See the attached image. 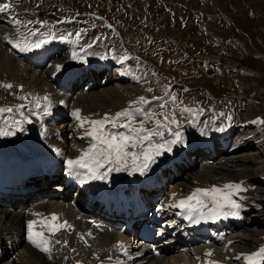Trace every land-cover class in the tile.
I'll return each instance as SVG.
<instances>
[{"label":"bare ground","instance_id":"obj_1","mask_svg":"<svg viewBox=\"0 0 264 264\" xmlns=\"http://www.w3.org/2000/svg\"><path fill=\"white\" fill-rule=\"evenodd\" d=\"M16 2L17 0L11 1V8L0 12V64L5 67L6 72L13 73L14 78L25 75L24 78L29 84L42 92H48L52 82L43 66L46 61L55 57L56 51L64 49L61 44L56 43L45 52H32L35 60L30 56H24V60L21 56L17 59L18 52L9 47L15 44L21 33L20 25L13 23V19L21 14L20 5ZM10 24L16 26V29L12 30ZM96 37L98 39V36ZM102 56L97 54L86 58L79 68L71 70L68 75L59 76L66 93L61 97L54 95V105L47 107L50 114H44V110L42 112V123L38 131L46 140L44 144L37 143L29 132L24 134L23 139L20 137L22 140L14 141L19 144L0 141V144H7L0 145V264H6L4 259L9 257L14 258L9 264H248L246 255L264 248V230H260V227L264 226V220L261 222L264 216V198L257 197V193L248 195L246 190L242 191L233 196V199L241 204V208L233 210L225 207L219 219L208 218L207 213L212 205L207 198L205 200L208 207L201 209L205 213L203 217L197 213L189 219L187 211L174 206L196 188H211L213 185L222 187L228 183L243 182L244 189L257 186L258 191L260 190V186L248 179V170L238 174L236 170L233 176L226 172L233 171L227 167L239 166L242 162L254 164L256 161L253 155L239 154V151L248 149L244 144L247 134L243 131L238 132L236 136L233 133L237 131L225 134L222 138L224 147L216 148L213 157L200 160L196 158L193 162L201 161L200 170L197 168L198 164H191L186 155L193 147L189 143L171 147V151L155 158L154 162L143 170V174L138 170L142 162L137 159L135 162L139 163L134 166L127 157H124L120 164H105V167L100 169L102 173L107 172L104 179H90L87 169H77L74 172L69 170L66 161L79 157L95 143L92 137L85 134L90 125L85 123L81 127L80 121L73 115L75 107L79 105L84 107L86 112L103 114L108 107L112 108V111H122L129 107L134 108L135 104L140 103L137 95L142 93V84L135 73L138 70L136 64L126 63L120 56L115 59L108 56L104 59ZM28 58L37 63L30 69L22 64H30L26 60ZM113 64L117 65L115 77H112L111 72ZM84 75L89 76L86 84L80 89L77 83L72 85L73 79H81ZM113 83L116 85L113 86ZM69 85L72 91L77 92H69ZM82 107L79 109L81 118L97 120L96 114L85 115ZM29 113H33V109H30ZM214 125L212 123L211 128ZM208 133L204 144L206 147H213L214 143L221 139ZM33 138L34 141H31ZM171 138L173 139V136ZM141 140L143 141L142 137ZM130 158L133 159L132 155ZM204 162L214 167H208ZM214 169L218 177L210 175ZM76 172L79 175H76ZM55 174L69 180V184L75 183L92 206H78L72 203V197L69 195L58 197L39 184L40 178L47 181L50 175ZM236 174L241 177H236ZM261 181L258 179L264 190ZM33 187L35 189L29 191ZM93 209L96 211L94 214ZM232 211H238L239 215L229 214L224 217V212ZM37 212L41 213L42 217L34 215ZM148 212L168 225L167 229L178 240L173 241L171 236L160 233L150 238L144 227L137 233L139 228L133 224ZM52 214L58 217L55 223L67 221L71 227H65L54 234L45 230L49 247L52 249L49 254L29 241L27 224L29 220H37L36 227L40 230L39 221L44 217L51 220ZM255 214L257 217H253ZM181 217H185L184 223L186 218L189 219L191 231L183 229ZM233 220L237 223H232ZM153 227L154 224L150 226ZM242 230L246 232L237 234ZM143 233L146 235L142 236ZM56 244L63 246L67 252L68 259L64 263H61L62 257L55 248ZM120 245L124 247L121 248ZM180 248L184 250L180 252ZM190 251L192 254L189 255ZM181 255L185 257L184 260ZM165 258H168V262Z\"/></svg>","mask_w":264,"mask_h":264},{"label":"rangeland","instance_id":"obj_2","mask_svg":"<svg viewBox=\"0 0 264 264\" xmlns=\"http://www.w3.org/2000/svg\"><path fill=\"white\" fill-rule=\"evenodd\" d=\"M11 1L0 0V4ZM16 4L20 5L21 11L18 19L24 23L19 27L21 33L14 45L20 41L23 43L19 47L13 44L9 47L18 52L17 59L21 56L24 60V56H30L34 60L32 52H45L56 43L61 44L64 50L56 51L55 57L43 66L52 82L48 92L29 84L25 75L14 78L13 73L6 72L0 64V109H12L0 111V130L14 133L0 136V141L19 144L14 141L22 140L29 132L37 143H45L38 131L43 107H52L54 95L61 97L66 93L59 76L68 75L88 58L97 54L102 56L103 49L111 45L107 49L110 55L103 54L104 59L105 56L114 58L111 56L116 53L121 54L126 63L140 61L136 63L139 72L135 73L142 84V93L137 96L144 97L147 102L129 109L135 113L131 126L140 128L143 122V128L150 130L152 135L145 139L148 131L132 133L128 128L112 127L111 124L105 126L106 135L133 136L125 151L136 152V157L143 162L142 153L150 147L152 149L148 152L152 153L154 160L164 155L166 150L163 149L159 155L156 154L157 145L172 140V133L176 131L180 132L182 140L171 145L172 148L180 144H199L207 132L221 138L233 131H237L233 133L235 136L243 131L247 134L244 144L251 148L250 151L241 150L239 154L253 155L256 161L254 164L242 162L239 166L227 167L233 171L226 172L233 176L236 170L237 174L248 170V179L260 186V190L257 186L247 188V194L257 193V197L264 198V190L258 182L260 179L264 184V123L260 122L264 120V0H17ZM28 20L33 23L26 24ZM10 27L16 29L13 24ZM91 31L97 32L93 34ZM77 32H80L79 39ZM37 40H49L51 43H44L39 48L31 47ZM25 44L29 46L28 50H25ZM114 48L120 51H113ZM26 60L30 64L22 63L25 68L30 69L37 64L30 58ZM57 65L61 66L59 70ZM112 68L113 73L117 71L116 64ZM88 81L89 76L84 75L81 79H73L72 85L77 83L80 89ZM8 84L12 87L4 86ZM67 89L71 93L77 92L72 91L70 85ZM81 107L78 105L75 110ZM30 109L33 113H29ZM137 109L140 111L136 112ZM120 111H112L108 107L103 114H96L84 109V114H96L97 119H102L105 114L114 116ZM173 120L176 123H172ZM126 121L128 118L125 117L118 123ZM212 123L215 125L211 128ZM214 145L217 148L222 144L215 142ZM127 158L134 163L130 155ZM196 164L200 170L201 161ZM203 164L214 167L208 162ZM237 174L236 177H241ZM210 175L218 177L215 169ZM263 220L264 216L261 222ZM260 228L264 230V226ZM245 232L242 230L237 234ZM55 248L61 254V263L67 261L63 246L56 244ZM181 256L184 260L185 257ZM13 260L4 259V263L9 264Z\"/></svg>","mask_w":264,"mask_h":264},{"label":"snow or ice","instance_id":"obj_3","mask_svg":"<svg viewBox=\"0 0 264 264\" xmlns=\"http://www.w3.org/2000/svg\"><path fill=\"white\" fill-rule=\"evenodd\" d=\"M11 8V4H0V12L8 11ZM13 23L15 25H21L22 22L18 18L13 19ZM33 21L28 20L26 24H32ZM25 24V26H26ZM33 35H36L35 32L32 33ZM77 39L80 37V32L76 33ZM23 43V41L18 42L15 47H19L20 44ZM47 43L46 40H37L31 47L39 48L42 44ZM91 46V45H90ZM25 50L29 49L28 45H24ZM75 58V56L73 57ZM127 59V57H125ZM61 66L57 65V69L59 70ZM5 87L11 88L12 85H4ZM151 91V89H149ZM47 100V97L44 98ZM175 99V97H173ZM138 102L140 103H146L144 97H139ZM137 103V102H133ZM39 106V105H37ZM0 111H12V109H0ZM140 109H137L136 112H139ZM187 111H191L188 109ZM44 114L48 115L50 114L48 112L47 107L44 108ZM73 115L76 117L77 120L80 121V126L83 127L85 123H88L90 125V129L85 133L87 136L92 137V139L95 141L90 148L82 152V154L75 158V159H69L66 161L68 168L70 171H75L77 169H87L89 178L93 180L97 179H104L107 175V172H100V169L105 167V164H120L121 161L124 159V157H127L129 155H132L134 166L135 160L137 159L135 153H129L128 151H125V149L129 146V143L133 140V136L129 135H106V125L111 124L112 127H124L128 128L130 132L132 133H140L143 131H148V135L145 136V139L151 138V131L146 130L143 128V122H141L140 128H133L131 126V121L134 118L135 113L130 111L129 109H124L120 112L115 113L114 116H108L105 114V116L102 119L97 120H89L88 118H81L80 110L77 109ZM128 118V122L124 124H119L118 121L121 118ZM261 123H264V120L260 121ZM172 123H176L175 120L172 121ZM255 123V121H254ZM222 130V129H221ZM13 132L7 131V130H0V136H8L13 135ZM163 135L162 133H160ZM172 135L175 137V139L165 141L164 144L157 145L156 148V154L159 155L161 153V150L171 151V145L180 143L182 138L179 131H176L172 133ZM135 146L134 144L132 145ZM143 155V162L140 166H138V170L141 171V174H143V170L147 169L151 163L154 162V158L150 152H144ZM119 170V169H117ZM76 175H79L78 172H76ZM243 182L239 183H228L224 184L222 187H218L213 185L211 188H196L190 195H188L186 198L179 200L177 204H175V207L184 209L189 213V219H191L194 215L199 213L201 217L205 215L201 209L207 208L208 203L206 202L205 198H207L208 201L211 202L212 207L209 208V211L207 213V216L209 219H219L221 211L228 207L233 210H239L241 208V204L238 203L235 199H233L234 195H237L238 193L245 191L242 187ZM229 214L233 216H238V211H232L231 213L224 212V217L226 218ZM34 215L38 217H42L41 213H34ZM58 219V217L55 214H52L51 220H48V218L44 217L39 221L40 224V230H37V220H29L27 224L28 228V239L29 241L37 248H39L41 251L45 253H51L52 249L49 247V238L45 236V230H47L49 233L54 234L55 232L60 231L61 229L65 227H71L67 223V221H64L61 224L55 223V221ZM197 222H199L197 220ZM59 243V241H57ZM121 248H123V245H120ZM208 255H211V253H208ZM246 260L248 261V264H260L261 261H264V248H260L257 252L247 254Z\"/></svg>","mask_w":264,"mask_h":264}]
</instances>
